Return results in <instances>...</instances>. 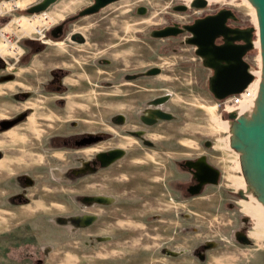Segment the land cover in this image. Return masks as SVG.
Segmentation results:
<instances>
[{
  "label": "rangeland",
  "instance_id": "obj_1",
  "mask_svg": "<svg viewBox=\"0 0 264 264\" xmlns=\"http://www.w3.org/2000/svg\"><path fill=\"white\" fill-rule=\"evenodd\" d=\"M45 1L19 0L24 10L15 16L28 15L31 8ZM89 1L52 0L46 11L56 26L88 6ZM134 1L110 5L98 14L68 26V36L72 32H81L86 37H98L99 42L98 49H88L91 53L77 51L75 44L66 48L68 53L90 56L84 58L90 62L100 57L108 58L116 65L110 68L86 66L93 70L87 76L89 84L86 76L81 74L77 81H72L71 77L67 80L77 91L68 89L61 94L43 91L51 70L59 68L66 57L64 46L59 42L55 44L48 34V44L23 40L42 45L40 52L27 55L28 50L22 46L24 54L16 66L6 70L0 65V121L23 111L29 113L23 123L0 132V188L3 191L0 215L6 221L0 229V264H36L39 260L42 264H61L60 252L65 248L107 246L112 239L99 243L97 237H92L102 233L111 237L122 232L113 235L114 241L125 239L129 244L131 242L133 250L148 252L156 248L159 227L165 225L157 221V216H178L176 231L186 233L185 229L193 226L200 243L216 240L214 236L218 231L231 234L234 228L238 229V221L243 215L254 227L247 234L251 232V237L258 240L264 233V216L249 196L250 192L243 189L245 179L238 169L240 161L236 153L239 150L229 146V134L222 129V121L231 120L220 101L209 92L199 90L205 77L199 62L194 60L192 48L174 43L176 49L173 50L169 46L173 40L149 37L151 29L170 21L189 23L194 17L220 8L232 10L243 26L256 27V11L242 0H236L215 2L207 5L204 11L173 13L170 6L178 3L188 6L187 0H143L141 3L149 12L145 18H140L133 16ZM23 20L21 17L18 22L23 24ZM146 32L148 36L144 39ZM253 40L257 41L256 35ZM258 57V50L253 49L245 58L255 71L259 70ZM84 59L79 58V66H83ZM154 66L166 72L159 77L132 82L126 87L130 92L117 91V95H125L116 97L123 99L116 106L109 102L115 98L109 95L110 92L96 87L104 79H113L112 76L123 71L118 69L135 73ZM114 68L117 72L112 74ZM76 70L81 73L79 67ZM164 94L171 97L165 109L175 117L174 120L143 127L137 117L145 104ZM57 101L63 104L57 105ZM232 109L238 107L229 111ZM117 113L127 117V124L114 127L109 123ZM138 129L145 132L144 140L153 146L149 147L127 133ZM84 133L108 135L104 142L85 149L69 146L53 150L47 145L51 137L69 138ZM205 141H209L211 149H204ZM112 149H122L125 155L107 168L87 172L78 178L72 176L71 172L84 171L95 154ZM199 154H206L220 170V183L208 187L198 198L183 200L172 188V179L177 178L175 164ZM22 178L31 180L32 185L30 182L24 184ZM205 195L208 200L203 199ZM254 196L264 205L258 192ZM94 197L112 198V203L90 202L89 199ZM227 205H233L234 209ZM76 216H97L98 220L93 225L79 227L72 221ZM182 219L189 220L190 225ZM184 236L187 237L181 234L178 240L165 237V246L171 242L177 245L179 238L181 245L186 246ZM221 248L224 250L222 245L214 248L217 250L215 255ZM50 249L53 253L47 258L42 252ZM250 249L259 251H253L252 264H264V241ZM84 254L86 258L88 254ZM71 263L77 264L75 259H71ZM84 264L90 263L84 261Z\"/></svg>",
  "mask_w": 264,
  "mask_h": 264
},
{
  "label": "flooded vegetation",
  "instance_id": "obj_2",
  "mask_svg": "<svg viewBox=\"0 0 264 264\" xmlns=\"http://www.w3.org/2000/svg\"><path fill=\"white\" fill-rule=\"evenodd\" d=\"M127 1H130V0H116V1L110 3L106 6L98 9L94 13L81 15V13H84L85 11L91 9L92 7H94L96 5V3H97L96 0H90L89 5L82 8V9H79L77 14L75 13L74 15L63 19L62 22H60L58 25L53 26L51 28V30L48 32L49 38H51L54 43L59 42L61 45L64 46L65 50L64 49L63 50L65 51L66 57L64 58L65 61L60 62L61 65L59 68L56 67L53 70H51V74H50L48 82L43 85V88H44L43 91L44 92H55V93L61 94V93L66 92L68 89H72L71 87L75 86V85L72 84V82H70V81L68 82L67 80L71 77L72 81H77V77H79L81 75L86 76V79H87V76L91 75L90 72L93 70L90 68H86V66L87 67H94V68H110L113 66L116 67V65L113 64V62H111V60H109L108 58H101L100 57L97 60H95L94 62H90V60L85 61V59H84L85 57H90V56H84L82 54L77 55V54L68 53L66 48L70 47L71 44L77 45L76 50L79 52L91 53L88 51V49L89 48L98 49L99 42H98V37L97 38H94V36L86 37L81 32H72L68 36L67 29H68V26H72L74 23L80 22L83 18L98 14L101 10L105 9L106 7H108L110 5H114V4H118V3H122V2H127ZM141 2H143V0H135L134 1V4H136V5L133 7V10H132L133 16L145 18L148 15L149 11H148L147 6L145 4H142ZM182 5H185V3H178V4L170 6V8H171L173 13H176V12L179 13V11H177L176 8H178ZM224 9L230 10L227 8H220V9L214 11L213 13H204V15H202V16L194 17L189 23H180V22L170 21L168 24H166L162 27L151 29L150 32L159 31V30H162L164 28L172 27L175 25H177L179 29H182L183 26H190V25L194 24V22L196 20L207 17V16L216 15L221 10H224ZM204 10H206V8ZM204 10H191V11H204ZM230 11H232V10H230ZM187 12H183V13L187 14ZM233 14L235 16V20L228 19L226 22L227 28H230V29L248 28L247 26H243L240 18L234 12H233ZM144 36H145L144 39H146V37L148 36L147 32L144 34ZM189 36H190V34H188V33H180L176 36H170V37H167L164 39H157V40H162V41L173 40V42H170V44H169V46L173 50L176 49L174 47V43L176 45L179 44V45L189 46L190 48H192V53L195 57L194 60L199 62V64H198L199 67L201 68L202 71H204V77L205 78L203 80L202 86L199 87V90L204 91V92H209V90H208L209 78L213 75V71L211 69L203 66L202 60L195 54V48L193 46L184 44L185 39L189 38ZM152 39H155V38H152ZM93 41H95V42H93ZM223 43L224 42H223L222 37L217 38L215 41V45H217V46L222 45ZM250 52L247 53L246 57L249 55ZM79 58L84 59V62H82L83 66H79V63H78ZM76 63H77V65H76ZM76 67H79V70L81 71V73H78V71L76 70ZM153 68L159 69V72L154 76L148 75V72ZM118 70H123V71H120L119 74H116L117 76H112L113 79H104L99 85H96V87L98 89L106 90L107 92H110L109 93L110 96L115 97L109 101L111 104H113L115 106L123 100V99L116 98V97H119L121 95H125V94L117 95L116 94L117 91L120 93H122L123 91L124 92H130V90L126 87L131 86L132 82H137L141 79H145V78H149V77H159L160 75H162L163 72H166L163 68L158 67V66L147 68L145 70L135 72V73L126 72V71H124V69H118ZM94 72H95V70H94ZM116 72H117V68H114V70L112 71V74H115ZM103 73L108 74L105 71H103ZM87 83L88 84L90 83L88 81V79H87ZM72 91H77V89L73 88ZM170 98L171 97L168 94H164V95L155 97L152 100L148 101L145 104V106H144L143 110L141 111V113L139 114V116L137 117L139 124H141L143 127L147 128V127L155 126L156 124H158L160 122H163L164 120H158L153 125H148V122L151 121V116H149L147 113L149 111H153V110H160L164 113L170 114V112L165 109V105L168 102H170ZM62 104H63L62 101H59V102L57 101V105H62ZM28 114H29L28 112L23 111L21 114H18L12 118L4 119L5 121H14L20 117L23 118L21 121L17 122L15 125H13L12 127H10L7 130H1L0 129V132L1 133L6 132V131L14 128L15 126L23 123L27 119ZM120 116H123V118H119ZM172 117H173V119H171L170 121L174 120V118H175L173 115H172ZM1 121H3V120H1ZM109 123L114 127H122L125 124H127V117L122 115L121 113H117L110 118ZM223 123H226V122L222 121V124ZM127 133L131 136L136 137L143 144H146L149 147L153 146V144L151 142L144 140L145 132L143 130H141V129L129 130ZM107 135H108L107 133H84V134H80V135H76V136L72 135L69 138L67 136H55V137H51L48 139L47 145L50 148H53V150H60L62 148L65 149L69 146L71 148H80V149L83 148V149H85V148H89V147H92V146H95L99 143L104 142L107 139ZM56 137H59V138H56ZM89 137H92V138H89ZM95 138H100V139H98L96 142H92L90 144L86 143L89 140H92ZM80 143H82L83 145L77 146V144H80ZM203 146H204L205 150H209L212 148V145L209 143V141H205ZM109 151H111V150H107V151L99 152V153H107ZM99 153L95 154L94 159L86 164V166L84 167V171L71 172L72 176L74 174V176L76 178H78L79 176L86 174L87 172L93 173V172L99 170V168H101V166H100V162L96 158V156ZM175 165H176L175 166V173L177 174V178L172 179V184H173L172 188H173V192L176 193L177 195H180L183 200L188 201V200H191L194 198H198L199 196H201L204 193V191L208 187H215V185L209 184V181L211 180L212 176H211L210 171L207 170L206 165L213 167L214 169L218 170L219 172H220V170L210 162V160L208 159V156L206 154H199L198 156L193 157V158H186V159L182 160L181 162H177ZM220 179H221V172L219 175L218 185L220 183ZM22 181L26 185H28V182H30L29 185H32L31 180H29L27 178L26 179L22 178ZM244 188H245V186L243 187V189ZM195 192H198V193L195 194ZM21 202H25V200L21 199ZM227 206H229L230 209H234L233 205H227ZM94 217H95V219H94L92 225L98 220L97 216H94ZM239 222H240L239 223V229L237 231H235L234 238L239 242H243L244 239L248 240V238H249L247 232L251 228V222L244 215H243V217H241L239 219ZM98 239H100L102 242H108L112 239V237L104 236V237H100ZM247 242H249V240ZM211 245H214V244H212V243L208 244V246H211ZM200 251L202 252L203 250L201 249Z\"/></svg>",
  "mask_w": 264,
  "mask_h": 264
},
{
  "label": "water",
  "instance_id": "obj_3",
  "mask_svg": "<svg viewBox=\"0 0 264 264\" xmlns=\"http://www.w3.org/2000/svg\"><path fill=\"white\" fill-rule=\"evenodd\" d=\"M116 0H96V5L82 14H91L98 9L114 2ZM257 4L260 24V37H257L255 27L245 29H230L226 27L228 19L235 20V16L230 10H221L218 14L207 16L198 19L190 26H183L179 29L177 25L167 27L159 31L149 33L150 38L164 39L170 36H176L180 33L190 34L189 38L185 39L184 44L191 45L195 48V54L202 60L203 66L211 69L213 75L209 78V93L216 101H223L230 96L242 93L254 80V76L250 73L253 68L245 61L248 52L255 49L252 47L254 35L261 42L262 52L261 60L264 70V0H254ZM52 0H46L42 4H38L31 8L28 14L39 13L46 11V8L51 4ZM208 3L205 0H191L188 4L182 5L177 9L179 12H187L189 10H204ZM256 33V34H255ZM254 34V35H253ZM223 38L222 45H215L217 38ZM257 49V48H256ZM259 52V49H257ZM261 64V65H262ZM262 70V69H261ZM159 69L153 68L148 72V75H156ZM259 93H262L261 111L257 119L250 126H247L243 121L236 118L232 113H228V119L235 125L240 141L235 147L237 150L249 152L251 158H246L251 175L253 176L254 186L258 188V195L264 201V83L258 87ZM151 116V121L148 125H153L158 120L170 121L173 119L171 114L164 113L160 110H153L147 113ZM146 115V114H145ZM119 118H123L120 116ZM144 118V117H143ZM23 118L20 117L14 121H1L0 129L7 130ZM92 138V137H89ZM100 138L89 140L88 144L96 142ZM83 145L82 143L77 146ZM125 155L122 149H113L107 153H99L96 158L100 162L101 168H107ZM1 159V153H0ZM207 170L211 173L209 184L218 185L220 172L211 166L206 165ZM198 192H195L197 194ZM108 197L90 198V202L101 204H111L108 202ZM83 217L87 218L86 223ZM94 216H79L72 218V221L79 227L91 225L94 221ZM247 239H244L245 244H249ZM214 245L206 246L207 249L213 248ZM176 253L169 252V255Z\"/></svg>",
  "mask_w": 264,
  "mask_h": 264
},
{
  "label": "crops",
  "instance_id": "obj_4",
  "mask_svg": "<svg viewBox=\"0 0 264 264\" xmlns=\"http://www.w3.org/2000/svg\"><path fill=\"white\" fill-rule=\"evenodd\" d=\"M58 44V43H55ZM60 45V43H59ZM3 195V191H1L0 188V198ZM112 200V198H109ZM203 199H207L206 195L203 197ZM1 201V200H0ZM79 217V216H76ZM219 217V216H218ZM85 218V217H83ZM157 221L161 223H165V225L162 224L161 228L159 227V234L157 233L156 239L159 240V242L155 243V249L150 250L148 252H137L136 250H133L130 244L127 242V240L124 239L122 242L121 238H118V241H114L113 235H119L122 234V232H118L117 234H113L112 241L113 243H109L107 246L100 245V247H89L86 248L83 245H76L75 247H71L66 249L65 251H61V264H72L71 259H75L77 264H84V261H88L90 264H252L254 261V253L259 252L255 249H250L251 247L256 246V243L263 242L264 241V233H261V237L257 238L256 240L254 237H251V232L248 233V240L249 244H245L244 242H239L234 238V233L239 229V221L237 218L235 221H238V226L234 228V231L230 234L228 231L226 233H220L219 231L215 234V239H211L209 241H203L199 242L198 235L194 230L196 228H186V233H181L180 230L176 231V227H179V218L178 216H157ZM221 220L223 219L220 217ZM8 219V218H7ZM184 222L188 223L190 225L189 220L182 219ZM6 221L0 215V229H3V227L6 225ZM196 227V226H195ZM234 227H236L234 225ZM254 227L251 226V229ZM158 231V229H156ZM162 230V233H161ZM193 230V231H192ZM2 231V230H1ZM0 231V233H1ZM251 231V230H250ZM182 235H187V237H182L183 244L186 246L181 245L180 238L177 245L175 242H171L166 244L165 242L167 240L176 239L178 240V237H181ZM106 233L102 234H95L92 237H97L96 241L99 243H104L100 239V237L105 236ZM259 235V233L257 234ZM256 235V236H257ZM119 237L126 238L125 235H120ZM167 237V240L165 239ZM174 241V240H173ZM256 242V243H255ZM209 243L214 244L213 248L207 249L206 246H208ZM255 243V244H254ZM220 245L224 246V250L221 248L217 255H215L217 252L216 249H214L216 246L220 247ZM113 246V248H111ZM154 248V247H153ZM75 249V250H74ZM106 249V254H103V252ZM177 250L178 253L174 255H169V252H174V250ZM203 250L202 252L200 250ZM86 252L87 257L85 258ZM210 254H209V253ZM45 257H49L50 254L53 253V251L46 250L45 253L42 252ZM200 253V254H199ZM106 255V256H105ZM252 260H249L251 259ZM87 259V260H86ZM45 262V261H44ZM258 264V263H257ZM260 264V263H259Z\"/></svg>",
  "mask_w": 264,
  "mask_h": 264
},
{
  "label": "built area",
  "instance_id": "obj_5",
  "mask_svg": "<svg viewBox=\"0 0 264 264\" xmlns=\"http://www.w3.org/2000/svg\"><path fill=\"white\" fill-rule=\"evenodd\" d=\"M22 10L24 9L19 0H0V65L6 70L16 66L23 56L24 49L21 45L23 40L48 44L47 34L55 25L47 11L16 17L15 14ZM21 17L24 19L23 24L18 22ZM250 85L242 93L230 96L219 104L224 106L226 112L230 108L246 104L254 98L257 91L254 84Z\"/></svg>",
  "mask_w": 264,
  "mask_h": 264
},
{
  "label": "bare ground",
  "instance_id": "obj_6",
  "mask_svg": "<svg viewBox=\"0 0 264 264\" xmlns=\"http://www.w3.org/2000/svg\"><path fill=\"white\" fill-rule=\"evenodd\" d=\"M190 1L191 0H187V3H189ZM205 1L208 3V5H211L215 2H226V1L233 2L236 0H205ZM242 1L245 2V4L250 5L256 11L258 21H257L255 29L257 31V37L258 36L260 37V24H259V14H258L257 4L254 0H242ZM252 47H254L255 49L256 48L259 49V57H258L259 70L258 71H255L254 69L250 70V73L255 78L254 83H252L250 86L254 84V86L257 88V91L252 100L246 102V104L244 103V104H241L240 106H237L238 109H232L229 112H227V113L234 114L237 119L243 121L247 126H250L249 124H252L254 120L257 119V117L260 114L261 105L259 106V102L262 99V93L258 94L259 93L258 87L260 85L262 86L264 83V70H263V64L261 60L262 46H261L260 39L259 41L257 40V41L252 42ZM233 108H236V107H233ZM222 129H224V131L228 132L229 134V142H228L229 146L234 147L240 143L235 125L231 121L223 123ZM236 153L240 161L238 164V169L243 174L244 179H245L244 189L250 192L249 196L253 198L254 203L258 204L257 207L260 210L261 214L264 216V205L258 199H255L256 197L254 195H257V191L259 190L256 186H254L256 183H253V176L251 175L250 169L247 166L249 163L246 161V158L249 156L248 158L250 159L252 155H250L249 152H243L242 150H240L239 153L238 152ZM111 201H112L111 199H108V202H111ZM86 219L87 218H83V220H85V223L87 222Z\"/></svg>",
  "mask_w": 264,
  "mask_h": 264
},
{
  "label": "trees",
  "instance_id": "obj_7",
  "mask_svg": "<svg viewBox=\"0 0 264 264\" xmlns=\"http://www.w3.org/2000/svg\"><path fill=\"white\" fill-rule=\"evenodd\" d=\"M21 45L28 50L27 55L36 54V53L40 52L41 50H43L42 45H37L31 41H22ZM36 264H42L41 260L36 261Z\"/></svg>",
  "mask_w": 264,
  "mask_h": 264
}]
</instances>
